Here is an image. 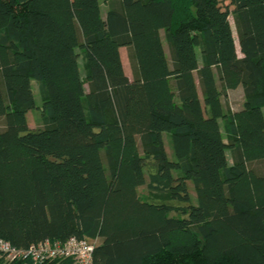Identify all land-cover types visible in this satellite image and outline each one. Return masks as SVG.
<instances>
[{"label": "trees", "instance_id": "obj_1", "mask_svg": "<svg viewBox=\"0 0 264 264\" xmlns=\"http://www.w3.org/2000/svg\"><path fill=\"white\" fill-rule=\"evenodd\" d=\"M104 2L0 0V238L97 240L95 264H264V0Z\"/></svg>", "mask_w": 264, "mask_h": 264}, {"label": "built area", "instance_id": "obj_2", "mask_svg": "<svg viewBox=\"0 0 264 264\" xmlns=\"http://www.w3.org/2000/svg\"><path fill=\"white\" fill-rule=\"evenodd\" d=\"M96 241L71 236L65 241L45 239L29 248L18 249L9 241L0 238V254L8 260L31 259L35 263L72 258L75 264H95Z\"/></svg>", "mask_w": 264, "mask_h": 264}, {"label": "rangeland", "instance_id": "obj_3", "mask_svg": "<svg viewBox=\"0 0 264 264\" xmlns=\"http://www.w3.org/2000/svg\"><path fill=\"white\" fill-rule=\"evenodd\" d=\"M226 4H228V2H226L225 5ZM101 7H102V13L105 16L106 11H107V6H106V3L104 2V0H101ZM228 8L230 9V11H232L234 9V7L231 5H229ZM229 20H230V23L232 26L233 35L235 38V43H236L238 55L240 57H242L243 54H242V52L240 50V46H239L237 28H236L235 20H234V17L232 14L229 16ZM162 35H163V39H164V43H165V49L167 52V56L169 58V61L171 62V56H170V50H169L168 44L166 43L164 33ZM120 52H121V50H120ZM122 59H123V65H124L126 71L132 75L130 57L128 55V51L126 48L122 49ZM195 75H196V78L198 81V75L197 74H195ZM218 83H219V86H221L219 80H218ZM32 85H33L35 100H36L38 107L29 111L27 114V117H28L30 128L38 129V128H41L43 125V120H42L41 113H40V106L42 105V99H41L40 90H39V83L35 80H32ZM241 88H242V86H241ZM222 98H223L224 106L226 108H229L230 110L236 111L242 107L243 100H244V93L242 92L241 89L228 90V91L224 92ZM221 125H222V122H221ZM2 128H3V120L0 118V130ZM165 147H166V151H167L169 157L172 158V150H171V146H170V136H168V135L165 137ZM228 157L231 161V157H230L229 152H228ZM258 167H260V165H258ZM188 186H189V193L191 196V200H192V202L196 203V200H197L196 196L197 195H196V190L194 188V185L191 181H189ZM139 193L142 196L149 195V191H148L146 185L141 186L139 188ZM175 203L179 205V203H177V202H175Z\"/></svg>", "mask_w": 264, "mask_h": 264}, {"label": "crops", "instance_id": "obj_4", "mask_svg": "<svg viewBox=\"0 0 264 264\" xmlns=\"http://www.w3.org/2000/svg\"><path fill=\"white\" fill-rule=\"evenodd\" d=\"M123 48H126V49H127V47H121V59H122V49H123ZM127 51H128V49H127ZM122 63H123V59H122ZM123 67H124V65H123ZM131 70H132V67H131ZM124 71H125L126 75L132 80V79H133V70H132V75L129 74V73L126 71L125 67H124ZM236 89H241L242 92L244 93V91H243V89H242L241 87H237V88H235V89H230V90H236ZM243 102H244V100H243Z\"/></svg>", "mask_w": 264, "mask_h": 264}]
</instances>
